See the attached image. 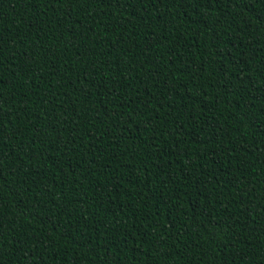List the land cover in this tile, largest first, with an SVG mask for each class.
<instances>
[{
    "label": "trees",
    "instance_id": "1",
    "mask_svg": "<svg viewBox=\"0 0 264 264\" xmlns=\"http://www.w3.org/2000/svg\"><path fill=\"white\" fill-rule=\"evenodd\" d=\"M0 264H264V0H0Z\"/></svg>",
    "mask_w": 264,
    "mask_h": 264
}]
</instances>
